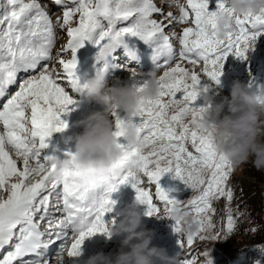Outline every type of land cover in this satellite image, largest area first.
I'll use <instances>...</instances> for the list:
<instances>
[{
    "label": "snow or ice",
    "instance_id": "1",
    "mask_svg": "<svg viewBox=\"0 0 264 264\" xmlns=\"http://www.w3.org/2000/svg\"><path fill=\"white\" fill-rule=\"evenodd\" d=\"M53 3L63 8L62 22L58 18L57 24L60 29L67 26L69 37L55 53L56 27L40 0H7L0 13V252L10 249L0 256V264H50L45 253L57 240H68L69 230L68 256L75 257L85 238L107 234L104 217L113 212L116 201L111 194L122 184L134 189L135 200L145 206L147 216L155 213L157 218H171L169 213L178 204L191 213L196 225L192 231H184L182 222L171 218L179 245L176 254L185 245L191 247L196 239L219 238V233H207L216 227L213 202L221 198L226 201L222 230L232 233L237 217L243 215L237 212L234 216L230 207L233 171L227 158L215 150L211 130L202 126L209 105L196 101L209 85L219 84L229 54L247 59L250 43L264 35V11L237 15L231 30L221 38L214 18L228 10L225 0H185L176 5L178 15L163 13L154 0ZM154 14L161 15V20L153 19ZM122 23L124 26H120ZM174 24L189 25L180 31L178 45L165 31ZM133 37L151 49L153 68L165 70L159 77L160 90L155 99L142 100L130 117L113 113V135L121 139L123 149L113 167L120 174L86 182L55 179L59 158L44 150L51 135L67 127L61 117L77 103L73 96L81 90L77 50L85 42L91 43L97 48L99 61L123 46L130 59L137 60L135 45L130 47L126 39ZM65 53H70V58L64 59ZM172 61L176 62L169 67ZM22 73L27 78L21 79ZM17 84L18 88L10 92ZM248 84L259 86L251 78ZM132 85L141 88L143 78H132ZM128 119L138 134L136 145L123 140L122 124ZM140 140L153 147L140 150ZM72 155V151H66L64 158ZM166 173L195 194L187 200L170 195L174 189L159 183ZM145 177L147 184L155 187L154 196L143 186ZM55 213H59L58 218ZM44 222L47 227L42 231ZM194 262V257L180 259V264Z\"/></svg>",
    "mask_w": 264,
    "mask_h": 264
},
{
    "label": "clouds",
    "instance_id": "2",
    "mask_svg": "<svg viewBox=\"0 0 264 264\" xmlns=\"http://www.w3.org/2000/svg\"><path fill=\"white\" fill-rule=\"evenodd\" d=\"M225 2L228 10L218 13L214 18L221 38L231 30L237 15L264 11V0ZM254 45V42L250 43V51ZM99 61L100 67L83 80L80 91L85 100L95 101L102 107L74 122L82 131L69 137L74 145L73 155L57 160V172L54 174L57 180L86 182L95 177L109 179L113 175L118 176L119 170L113 165L122 156L123 149L120 146L121 139L113 135V113L119 112L130 117L142 100L155 99L160 90L158 69L144 72L139 68L125 67L131 80L137 76L143 78V85L138 89L132 83L121 84L119 78L109 84L104 59ZM214 88L215 85H209V89ZM214 95L208 90L202 97L203 103L209 107L201 123L206 130H211L215 150L227 158L233 172L242 171L249 162L258 171H264V84L249 87L248 83L233 80L227 97L216 102ZM122 132L124 141L138 144V134L130 119L122 124ZM139 147L142 151H148L153 145L140 140ZM137 203L117 210L115 216L107 220L105 237L121 236L118 250L115 253L98 251L88 256L83 264H180L179 254L169 255L164 248L151 244L153 230L142 226L141 218L145 213L138 210ZM156 215L154 213L153 217ZM169 216L181 221L184 231H192L196 227L191 213L182 204L174 206ZM70 243L62 245L61 251L51 258L50 264H66ZM81 254L82 249H79L75 257ZM207 264H213L211 255H208ZM253 264L260 262L255 260Z\"/></svg>",
    "mask_w": 264,
    "mask_h": 264
},
{
    "label": "rangeland",
    "instance_id": "3",
    "mask_svg": "<svg viewBox=\"0 0 264 264\" xmlns=\"http://www.w3.org/2000/svg\"><path fill=\"white\" fill-rule=\"evenodd\" d=\"M42 5L46 7V10L49 11L50 17L53 21L54 26L56 27V38L53 45V53L56 52L57 49L66 44L69 37L66 34V28L60 29L57 20L60 18L62 22V12L63 8L61 6H56L53 3V0H40ZM156 6L161 8L163 13L172 12L173 15H178V8L176 5L182 4L185 0H155ZM7 3V0H0V13H2V6ZM161 15L155 14L156 20H161ZM78 20V15L73 18L72 25L75 26ZM127 23V22H124ZM122 23L120 26H124ZM189 26L188 24L181 25H172L168 27L165 31L171 38V42L174 45H178V35L183 27ZM173 31H175V35H173ZM133 44L129 43V46L135 45L136 49L139 50V47L145 46V44L139 41L137 38L132 39ZM137 41V42H136ZM122 48H124L122 46ZM124 50V49H123ZM96 53L97 48L88 42H85L84 45L77 50V64H81L83 71V78L86 79L93 75L94 71L100 67V64L96 63ZM125 53V50H124ZM112 55V53L110 54ZM248 57L246 60H241L238 57H234L229 54L224 61L222 75L219 77V84L215 85L214 89H209L210 92L215 93L214 100L219 102L224 97L229 95L230 86L233 80H240L241 82L249 83L250 78L254 80L255 84H264V35L258 37L254 48L252 51L247 53ZM64 59L70 58V53H65L63 56ZM110 63H104L107 67V82L112 84L115 78H119V82L123 83H132L130 79V73L126 70V68H139L141 71H148L143 68V65H138L136 63L129 62L127 59L117 57L115 59L111 58ZM55 61V57L53 61H49V64H52ZM176 61H172L169 67L173 66ZM162 63V61H161ZM185 67L189 69L192 68L191 65H188L186 62H181ZM83 64V65H82ZM122 66V67H121ZM57 70H60V66L56 65ZM126 67V68H125ZM151 70V69H150ZM165 69H158V74L161 75ZM197 71H199V66H197ZM30 75V74H29ZM27 78L25 74H21V79ZM18 88V84L13 87L10 92H14ZM70 91V89H68ZM71 94V92H70ZM74 99L77 103L74 106H69L72 110L67 114L62 115V119L67 121V127L63 130L67 133V136L70 137L75 133L82 131V128L77 126L74 122L80 120L85 114L93 110H99L102 106L95 101L85 100L82 92L78 91L73 93ZM167 99V98H165ZM197 104L203 103L202 98H198L196 101ZM59 132H54L51 137L48 139V148L45 149L46 154L54 155L59 159L64 158V152L54 150L52 146V139L55 138ZM189 150H191V146L189 145ZM261 174H264V171H260ZM232 176H236L238 179H243L248 182H253V179L248 175V172L243 166L242 171L233 172ZM231 176V177H232ZM144 184L143 186L149 189L154 196L155 187L154 185L147 184V178H143ZM159 183L162 187L172 188L174 191L170 193V195L175 196L177 199H185L190 198L193 193L188 189L179 179H173L170 173L164 174ZM7 193H4L6 198ZM111 198L116 201L113 206V212L106 214L104 219L107 221L109 217L115 216L116 211L127 206L131 205L135 200V191L130 185L122 184L118 187V189L111 194ZM231 203V202H230ZM226 201L224 198H221L219 201L213 202V207L216 209L215 214L213 215V220L216 225L215 229L211 232L207 233V235H216L220 227L217 224H220L222 220H224L221 216L218 218V208H224L225 210ZM138 210L142 213L145 211V206L139 203L136 204ZM161 213H162V205ZM53 212V210L50 209ZM51 215V214H50ZM57 218L59 217V213H55ZM222 219V220H221ZM142 226L148 229L153 230V236L151 240V244L157 247H162L166 250L169 255H175L177 251H179V245L177 243V234L173 231L172 225L174 221L171 218L161 216L160 218L142 215ZM218 222V223H217ZM47 227V223L44 222L41 225V230H45ZM122 235V234H121ZM70 238L67 240L68 243L71 240V234H69ZM47 239V237H45ZM181 239H183V235L181 234ZM121 236H113L110 239L106 238L104 234L97 233L89 238H85L81 245L82 254L80 257H68L66 258V264H83L84 260L98 252L103 251L104 253H115L119 248V241ZM65 243H60V247ZM57 247V245H55ZM243 243L239 241H235L232 244L229 243L228 240L219 241L218 239H205L199 240L196 239L191 247L185 245V247L180 250L179 258L182 259L184 257H188L189 259L195 258L194 264H206L208 255L212 256L213 264H242L243 257L245 255V248L243 247ZM10 249H5L0 252V256L4 255ZM207 253V255H205ZM48 256V253H45ZM191 254V255H189ZM49 257V256H48ZM31 259V257L26 258ZM254 262V261H253ZM253 262L251 264H253ZM244 264V263H243ZM250 264V263H249ZM264 264V263H262Z\"/></svg>",
    "mask_w": 264,
    "mask_h": 264
},
{
    "label": "trees",
    "instance_id": "4",
    "mask_svg": "<svg viewBox=\"0 0 264 264\" xmlns=\"http://www.w3.org/2000/svg\"><path fill=\"white\" fill-rule=\"evenodd\" d=\"M248 175L253 182L238 179L232 176L229 184L234 189V198L230 203L233 215L237 212L243 215L237 217V227L230 233L225 234L222 230V223H226L224 208H218V218L221 216L224 220L217 224L220 229L219 241L228 240L229 243L239 241L243 243L245 255L242 264H251L259 260L260 264L264 263V253L261 247H264V174L262 175L251 162L245 165ZM218 223V222H217ZM255 229V231H253Z\"/></svg>",
    "mask_w": 264,
    "mask_h": 264
},
{
    "label": "bare ground",
    "instance_id": "5",
    "mask_svg": "<svg viewBox=\"0 0 264 264\" xmlns=\"http://www.w3.org/2000/svg\"><path fill=\"white\" fill-rule=\"evenodd\" d=\"M155 1V0H154ZM57 5H53V7H56ZM155 18V14H154V16H153V19ZM127 39V41L129 42V43H131V44H133V38H126ZM137 42V41H136ZM117 57H120V58H123V57H125V54H124V50H123V48H122V46H119V47H117L113 52H112V55H109V56H107L106 58H105V60L103 61V63H110V61H112V60H110L111 58H113V59H115V58H117ZM96 63L98 64H101V62L100 61H96ZM122 67V66H121ZM84 80V79H83ZM53 212L52 211H50V214H52ZM69 234H71V232H70V230H69ZM69 238H70V236H69ZM68 238V239H69ZM65 242H67V237H65V238H62V239H60V240H57L55 243H53L52 245H50L49 246V248H48V250H47V253H48V256H49V258L51 259L58 251H61V248L62 247H60V243H65ZM55 245H57V247L55 246Z\"/></svg>",
    "mask_w": 264,
    "mask_h": 264
},
{
    "label": "water",
    "instance_id": "6",
    "mask_svg": "<svg viewBox=\"0 0 264 264\" xmlns=\"http://www.w3.org/2000/svg\"><path fill=\"white\" fill-rule=\"evenodd\" d=\"M52 146L54 150L66 152V151H74L73 142L67 136L65 131L59 132V134L52 139Z\"/></svg>",
    "mask_w": 264,
    "mask_h": 264
}]
</instances>
